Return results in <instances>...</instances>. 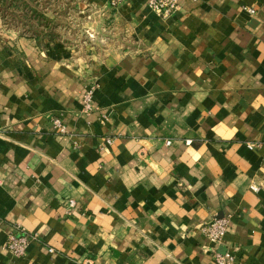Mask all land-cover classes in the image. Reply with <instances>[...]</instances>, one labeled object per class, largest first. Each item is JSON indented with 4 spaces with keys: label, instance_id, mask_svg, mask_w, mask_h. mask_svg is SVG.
<instances>
[{
    "label": "crops",
    "instance_id": "1",
    "mask_svg": "<svg viewBox=\"0 0 264 264\" xmlns=\"http://www.w3.org/2000/svg\"><path fill=\"white\" fill-rule=\"evenodd\" d=\"M179 5L124 0L82 57L0 31V264H264V0Z\"/></svg>",
    "mask_w": 264,
    "mask_h": 264
},
{
    "label": "rangeland",
    "instance_id": "2",
    "mask_svg": "<svg viewBox=\"0 0 264 264\" xmlns=\"http://www.w3.org/2000/svg\"><path fill=\"white\" fill-rule=\"evenodd\" d=\"M111 9L109 0H10L0 2V31L75 47L82 57L85 44H103Z\"/></svg>",
    "mask_w": 264,
    "mask_h": 264
},
{
    "label": "built area",
    "instance_id": "3",
    "mask_svg": "<svg viewBox=\"0 0 264 264\" xmlns=\"http://www.w3.org/2000/svg\"><path fill=\"white\" fill-rule=\"evenodd\" d=\"M124 0H109L111 8H118ZM147 4L151 10L162 18H169L176 14L180 10L179 0H146ZM251 12H254L253 9H250ZM93 90H89L84 95V108L85 111H91L93 109L92 105ZM54 124L59 129V132H65V126L62 124L60 119L54 120ZM110 142V140H109ZM172 142L167 140L166 144L170 145ZM189 144L190 141H187ZM254 190H258L257 187L253 186ZM70 206L74 205L73 201H70ZM229 228V220L227 218L214 219L207 224L202 226V230L208 239L213 244H220L227 233ZM36 238L35 235L29 234L23 228H17V230L10 234L8 241L6 243V249L15 254L16 256L23 257L25 256L28 246ZM214 259L218 264H234L236 261V255L232 252L221 253L214 251Z\"/></svg>",
    "mask_w": 264,
    "mask_h": 264
},
{
    "label": "trees",
    "instance_id": "4",
    "mask_svg": "<svg viewBox=\"0 0 264 264\" xmlns=\"http://www.w3.org/2000/svg\"><path fill=\"white\" fill-rule=\"evenodd\" d=\"M9 1H10V0H0V2H1L2 4H8ZM14 1H19V0H14ZM49 39L52 40L53 38L50 37ZM37 40H38V39H37Z\"/></svg>",
    "mask_w": 264,
    "mask_h": 264
}]
</instances>
